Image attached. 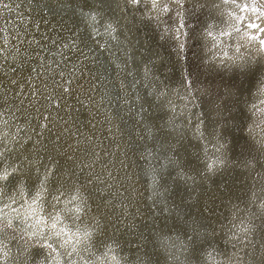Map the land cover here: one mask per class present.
<instances>
[{"label": "rangeland", "instance_id": "374dc122", "mask_svg": "<svg viewBox=\"0 0 264 264\" xmlns=\"http://www.w3.org/2000/svg\"><path fill=\"white\" fill-rule=\"evenodd\" d=\"M13 1L16 3V4L12 3L15 6L12 8L13 13L18 14V15L16 14V16H18L20 22H24V21H22L23 18L19 16L20 15L19 11L21 13L22 12L25 13L27 10H33L45 16L46 18H50V19H51L50 15H52L50 14V12H55V15L62 14V16L56 18L55 19L56 21H47L48 24L47 23L42 24V25L47 24L48 29L52 30V32H50L48 36L45 35L46 37L43 36L44 34L43 33L41 37L42 39L39 38V40L38 39L36 40V42L38 43H34L35 45L32 44L33 50L29 45L30 43L29 41L26 42L25 40L22 39L21 40L15 39V43H14V38H15L14 33L12 34V32L10 31H8L6 35L0 33L1 35L0 40H3V43L6 46V51L7 53H9V55L7 54V58L4 57L0 58V66L6 65L3 74L9 77H18L19 75L25 72L27 73V75L29 74L30 76H35L33 78L27 75H23L17 79L16 78L10 79L9 80L10 82L3 80L5 78H1L0 114H3L4 118H8L11 117L9 116V114L11 115L14 112L16 113V117H19V119L21 118L20 121L28 120L25 122L32 123V126H30L29 130H32L33 132L35 131L34 134L40 132L39 130H41L40 132L41 134L45 133L46 135L48 134V136L50 135L49 137L52 138L51 141L49 137L48 138L44 137V139H46L47 142V144H45L47 147V150H45V152L48 150L51 152V155L50 156L48 155L47 158L49 159L53 155L52 151L54 149L52 150L48 149L50 148L48 147L49 146L48 144L51 143L52 145L53 142V144L54 143L56 144L53 145L56 146L55 152L59 151L58 154L57 152L56 153L54 152L55 156L56 154L58 155V159L56 158L57 161L63 164L64 169L67 166L66 168H68V171L69 168L70 171L74 170V168L76 169L73 172L75 174V177L71 172L72 176L75 178V179L73 178L75 184L78 183L76 186L79 187V184H82L83 187H81L80 189L83 190V188H86L87 191H89L88 189H90L88 193L94 203H95L94 200H96L95 198L97 199L102 198L103 201L108 202L111 208V216H112V218H110L109 224H107L104 219L101 220L98 219L99 220L98 229L102 228L101 235L102 236L104 235L105 237L107 236V239H105V241L103 242L98 243L97 238H95L96 235L94 236L92 240V247H93V251L95 252V255L102 254L104 250L105 252H108V250H106L105 248V244L107 245L108 243H111V245L113 244L115 249H117L118 251H121V249L119 250L118 247L119 245L121 247L123 245L126 246L125 247L126 257L131 256L130 254H134L135 250L140 253L145 252L147 243L149 241V237L146 236L147 234L145 233L146 232L145 227L147 223H151L153 225H158L160 229L149 230L150 236H154V240H153L154 244L153 242H151V244L148 247L149 248L153 247V255L155 260H152L153 258L150 259L148 261L149 262L148 264L151 263L157 264V262L158 264L173 263L172 262L173 260L167 261V256L170 252L166 254L165 253L166 251H164L162 248L163 246L162 243L160 242V236L165 235L163 233H167L170 235L175 234L177 238L182 239V241L186 245H190L188 258L191 261H193V264H199V262L202 260V253L207 248H211V246L215 243L214 242L215 237H217V239L218 238L223 239L222 234L220 236L209 235V233L212 232L215 233L217 231V226L227 219V214L224 215L223 213L225 203H223L221 200L223 198L225 199L226 197H228L229 196L228 193L230 194L232 191L237 195L236 190L229 188V190H226L225 192L220 191L221 193H219L217 198L210 200L209 195L211 189L214 187V185H212L213 180H215L214 178L215 177L220 178L223 176H225V178H228L229 176L226 177V175L228 173L229 167L226 170H217L214 173H210L208 168V173H205L203 170L204 159L198 156L199 155L198 153H202V151L204 152L203 145L205 144L200 142V135L198 134L197 130L188 131L185 128H182L183 127L182 124L181 126L176 124V122L182 117L181 114L174 113L172 114V116H166L170 112V109L165 110L164 107H160L159 113L161 114V116H163V121L161 126L163 131L165 132L164 134L168 136L170 139L176 140V143L179 144L180 146L182 144L181 141H184L187 145L194 144L193 146H189V148L193 149L194 161L193 163H191L192 160L188 159L185 156L186 153L183 152V150H180L181 148L180 149L178 148L179 149L178 152L180 153L176 157L177 162L180 164L188 163L189 170L186 171L185 173H181V171L180 172L178 171V167H175L174 169H171L170 171H166L165 173H163L164 176H162V182L164 184V187H166L167 192L171 194L167 202L164 204V207L167 206L168 208H170V210H172L175 215L171 213L172 211L170 212L171 214L170 213L167 214L165 213V211H162L164 217L162 220L158 219L157 217L159 215L160 210H157V208H159V204L154 200L155 198L154 196L153 198L147 196V200H146L145 184H143L141 182L142 180L140 179L143 168H145L146 165L150 164L151 162V160H149L150 152L154 151V149L159 148V146L154 141L152 134H150L149 132L151 128L147 124V115H148L149 107L150 106L157 107L156 103L160 105L162 102L161 99L159 98L154 99L153 97H150V95L147 94L141 95L142 85L141 86L138 85V83H140L138 82L139 81L138 78L141 76L136 73L138 69L137 67H134V64L132 63L131 59L128 56H126V54H122L123 52L120 46L115 44L113 41L109 40L110 39L109 37H105L101 33L98 34L92 29L90 30L86 25H84L82 21H80L81 19H79V14L75 12L76 13L75 15L73 9L70 6L68 5L63 6L66 9L51 7L52 5L50 4H56L62 0L59 1L52 0L51 3L44 2L42 0H13ZM143 1H147V0H143ZM71 3H76V2L73 0ZM86 4L87 3H83V5L85 6ZM172 4L173 2L172 3L170 2L167 5L169 11H171L170 15L169 14L165 15V17L162 19L159 25H156L154 22H152L150 18L147 19L144 18L141 14H138L136 10L134 14V12L130 10V6H127V5H131L130 0H124L123 2L124 6L122 9L124 11V14H130V15L132 14L134 16L137 15L139 16L141 23L144 25V27H142L143 31L144 32L146 30L148 31L145 32L146 35L144 37V40L146 42H149L150 45L152 46L154 45L157 48H159L160 50L158 51L160 56L162 51L163 59L167 65L166 69L169 74L167 76L169 79L165 81V83L169 86L168 88L170 89L172 88V91L177 92L176 89H180V88L182 89L183 84H187V86H189V89L193 90L194 101L203 102L204 103L203 105L205 106L212 104L220 106L221 118L223 119L224 116H226L228 120H230L231 122L230 119L231 115H233L237 110L236 107L238 106L239 91L244 93L251 91L250 87L243 88V84L246 83V79L249 76H253V78L256 77V80L259 79L257 77H261L260 76V71L262 70L261 64L258 61L255 66L250 67L243 72L239 70H233V72L227 73L215 69L214 65H212L213 64L212 58L208 53V46H205V44L203 46L202 41H200L199 44L196 40L199 24L197 23V17L195 15L198 13V11L209 14V12L207 11V6L205 5L202 7L200 0L199 5H197L195 9H192L191 11L192 17H190L186 21L187 25L184 26L185 30L188 32V35L185 38H183L180 42H178L180 40L179 37L180 34H182L183 29L180 27L178 28V26H181L179 23V16L177 14V11L179 12L178 6L176 4L175 6L174 5L172 6ZM190 9L191 7L189 8L187 7L186 9L183 10V12L186 14L188 11H190ZM2 20H1L2 22L5 21L4 19ZM2 24L5 26V22ZM166 32H171V39L173 42L165 36ZM200 36L199 38H201ZM45 38L48 39L46 40ZM66 55L70 57H68L67 59ZM170 55H172L173 57ZM139 56L140 58L145 60L144 56L141 55ZM71 58L77 59V62L72 61ZM175 62L178 64V66ZM52 72L54 74V77ZM80 73H84L88 77L89 79L88 82L89 81L91 82V86L87 85V79L81 78ZM262 74H264V70H262ZM41 77H43V79H41ZM61 78L65 80H62ZM179 79L182 80V83L180 82ZM41 80H43V82H41ZM48 80L49 82L51 81V84H49ZM54 80L56 82H54ZM69 80H71L73 83ZM11 81L13 82V84H11ZM38 81L40 82L38 83ZM65 81L66 82L69 81V82L65 83ZM255 83L258 84L259 80L258 82L255 81ZM62 84H64L65 88L63 87ZM16 85L19 86L20 89ZM39 85H40V89L38 87ZM53 86H55V88L57 86L58 89L56 88L55 90ZM68 86L69 88H67ZM9 88L13 89L11 90L10 95H12V99H15L14 102L10 101V99H6V100L1 99L2 97L1 95L4 94V92L7 89H8L7 91H9L10 90ZM66 88L68 89L67 91H65ZM79 88L80 90L82 89L81 90L82 92L79 90ZM22 89L25 90L23 91ZM31 89L33 90L35 89L34 92H37L36 93L37 97L33 94ZM51 89L53 90L50 91ZM84 89L87 90V92ZM19 90L22 91L20 92ZM60 91H62V93L66 92V94L64 95L63 93L62 96V93ZM77 92H79V94ZM89 92L90 94H88ZM45 93L47 97L45 96ZM80 93H82V95ZM91 93L93 94L92 96L96 101V115L95 113L93 114V109L91 108H89L88 110L89 112L88 115L91 113L93 114L94 116L93 121H89L88 119L89 116L87 115V111L85 109L86 103L84 102V101L89 102L88 100L89 98H91ZM166 93H168V91H166ZM28 95H31L33 97L30 98L29 100ZM53 95H54V99H53ZM71 95H74L75 97L74 96L72 97ZM63 97L64 98L66 97V99H64ZM18 98H20V100H17ZM37 98L39 99V101H37L38 100ZM16 100H17V104H16ZM57 100L59 102L61 101L63 105L61 103L59 104L58 102L56 103L57 104L56 107L55 102H57ZM62 100L63 101L66 100V101L63 103ZM71 100L73 101L71 102ZM224 100L226 101L225 102L226 104L223 105L222 102ZM1 101L5 102V104L1 103ZM41 101L43 103L42 107H41L42 104ZM18 102L22 104L20 105ZM75 102L76 103L78 102L77 104H74L76 110L75 107L72 105ZM37 103H38L37 105L38 108L36 107ZM67 103H69V105ZM46 106L48 108H46ZM67 106L69 107L71 106L70 107L71 110ZM243 106L244 105H242L241 112L239 113V120H240L239 122L243 124L242 126L246 127L250 123L249 117L251 118V116L246 114V111L243 109ZM43 108L44 110L46 109L45 117H48L46 120L43 115L44 114ZM33 109L35 112H33ZM39 109H41V111ZM28 110L29 112L30 111L32 112L29 113ZM55 110L56 112L58 110L59 113L57 114ZM72 110L75 112H73ZM37 111L39 113H37ZM42 111L43 114H41ZM60 111L62 112L63 115L60 114L61 113ZM66 112H68V114H66ZM83 112H86V114ZM55 113L57 114V116ZM58 115L59 116L61 115V117H59ZM31 116H33L32 119ZM3 117L1 115V118ZM55 117L58 119H56ZM54 118L58 120L60 123L56 121ZM38 119L40 120L39 122ZM86 119H88L89 124L86 123V121H84ZM64 120H65V124L63 122ZM13 121L18 122L16 120ZM261 121L262 120H260V123L255 125L254 128H259L261 124H263L261 123ZM95 122L96 124L93 125V123ZM47 124L51 126L50 130L48 127L49 125ZM56 124L60 125L61 127ZM19 125L20 122L19 124L16 123V125L13 126V128H15L14 130H16L17 129L16 126ZM42 125H43V129H42ZM70 125H72L71 130H70L71 128ZM55 126L57 128L59 127L58 128L59 131ZM88 127L91 131L88 129ZM73 128L75 130H73ZM102 129L109 136L105 134ZM106 129L108 131H106ZM44 130L47 131L45 132ZM61 130L63 131L62 133ZM79 130L80 132H78ZM54 131L56 132L57 135L54 134ZM246 131L247 130L242 132V139L238 144L237 151L239 154H242L243 157L244 154H247V156L254 157V159L252 160H244V164L252 165L251 169L249 170V173L250 172L251 174L260 173V171L256 172V166L258 164L260 165L262 162L264 163V149L258 148L255 142L250 137L254 136L255 139L264 142V127L260 130V133H256L255 135L253 133H250L251 131L249 130L247 135ZM66 132L67 134L63 135ZM224 132H225L223 134L224 136L229 134L228 126L225 128ZM68 133L69 134L71 133V135L69 136ZM76 133L78 134L75 135ZM158 133L160 132L158 131ZM75 136H77V138H75ZM78 137L79 138L81 137L80 138L81 140ZM71 139L73 142L76 140L77 143L74 144L75 142L73 143ZM98 140L99 141L102 140L104 143L102 141L99 142ZM60 142H62L64 145L62 143H61L62 145L59 144ZM98 142L101 144H99ZM98 144L102 147H100ZM80 146L81 148H79ZM105 146L106 148H104ZM57 147H59L62 150V152H64L63 150H65L64 154H60L61 150L59 148L57 150ZM100 148L101 150L105 149V151L104 150L100 151ZM70 149H72L71 151L73 152H71ZM84 151L86 152L85 154H88L90 152L89 154L91 156L93 155L94 156L91 157L89 154L85 155ZM50 152H46V155L50 154ZM72 153L73 155L75 154V158L76 157L79 158V160L77 158H76L77 160L73 158L74 159L73 162L75 161V163L73 164L74 166L71 165L72 163L64 161L66 156L70 157ZM64 155L65 157H62ZM243 157L241 158L239 157V158L243 159ZM87 158H88V162L86 161ZM83 160L85 162H82ZM60 163H58V166ZM79 163H81L82 165ZM83 163H85L86 166H84L85 164ZM62 164H60L59 167L60 168L62 167L63 169V166H61ZM65 164L67 165L65 166ZM71 166L73 167L71 168ZM253 166H255V168H253ZM164 168L165 166L163 165L161 171L164 170ZM257 178L260 182L261 178L260 177ZM142 179L147 180L146 172L142 176ZM223 180L225 179L223 178L221 181ZM83 183H86L84 185L87 186L85 187ZM261 183L262 182H260V184ZM146 186L148 193L152 195V190L150 189L149 185L147 184ZM90 187H92L93 190ZM74 189L75 187L72 190H66V191H62L60 189L59 190L63 192V196L69 194H79L76 191H74ZM138 190L140 191V193H138ZM202 191L206 193V196H204L203 198L204 199L203 202L200 199ZM97 194L99 195L97 196ZM204 202L206 207L202 208L201 205ZM218 203L220 204L223 203V204L219 206ZM197 214L200 215L203 214L202 216L205 217V219L207 220L206 222L207 224L210 225L209 226L210 229H213L215 227L214 230H211L212 232L209 229L206 230L197 229L196 226L199 225L198 222L199 220L196 219ZM210 218L212 219L210 220ZM183 221L185 224H190L191 226L186 227L183 225L185 229H179V228L175 229L176 226ZM193 225L194 227L193 229H191ZM135 227L137 229H135ZM7 230L10 231L9 232L10 234L13 231L12 232L13 234H16L17 236L28 240L26 236L23 237L24 235L22 232L16 231L15 229H14L15 231L13 229H7ZM138 230L140 232H138ZM135 231H137V234ZM144 235L146 238H144ZM138 236L140 238L142 237L141 240ZM27 242L31 244L30 242L32 241H27ZM137 242H141L143 244ZM261 243L264 244V237H262ZM133 245L136 246L133 247ZM103 258L104 259L102 261H104V264H107V260L105 256ZM181 258L184 259V256L182 255ZM253 258L255 259V257ZM173 264H177V263L174 262Z\"/></svg>", "mask_w": 264, "mask_h": 264}, {"label": "bare ground", "instance_id": "6f19581e", "mask_svg": "<svg viewBox=\"0 0 264 264\" xmlns=\"http://www.w3.org/2000/svg\"><path fill=\"white\" fill-rule=\"evenodd\" d=\"M42 1L48 2V3L52 2V0H42ZM72 1L73 0H62L56 4H50V5H52L51 7H53V8L57 7V8H63V9L65 8L63 6H66V5L70 6L73 9L74 13L76 12L79 14V19H81L80 21H82L84 23V25H86L90 30L92 29L93 31H95L98 34L101 33L105 37H109L110 38L109 40L113 41L115 44L120 46V48L123 52L122 54H126V56H128L131 59L132 63L134 64V67H137V69H138V71H136V73L141 76L138 78L139 79L138 82H140V83H138V85H140V86L142 85L141 95L147 94V95H150V97H153L154 99L159 98L162 101L160 105H158V103H156L157 107L150 106L149 110H148V115H147V124L151 128V130H149V132H150V134H152L153 139L156 142V144L159 146V148L154 149V151L150 152L149 160H151V162H150V164L146 165L145 168H143V171L141 172V179L138 178V179L142 180L141 182L143 184H145L146 200H147V196H149L151 198H153V196H154L155 197L154 200L159 204V208H157V210H160V212H159V215L157 218L161 219V220L163 219L164 214L162 213V211H165V213H167V214H169L172 211L167 206L164 207V204L167 202V200L171 196V194H169L167 192L166 187H164V184L162 182V176H164L163 173H165L166 171H170L171 169H174L175 167H178V171L179 172L181 171V173H185L186 171L189 170V168H188L189 164L188 163L180 164L177 162L176 157L180 153V152H178L180 148H181L180 150H183V152L186 153L185 156L188 159L192 160L191 163H193V161H194L193 160V156H194L193 149L189 148V146H193L194 144L187 145L184 141H181L182 144L180 146L179 144L176 143V140L170 139L168 136H166L164 134L165 132L163 131L162 126H161L162 121H163V116H161V114L159 113L160 107H164L165 110L170 109V112L166 116H172V114H174V113L181 114L182 119L180 118L176 122V124H178L180 126L182 124V126H183L182 128H185L188 131L197 130L198 134L200 135V142L205 144V145H203L204 152L202 151V153H198L199 154L198 156L204 159L203 170L205 173H208V165H212L211 170H209L210 173H214L217 170H226L229 167L230 170L228 169V173L226 175V177L229 176L228 178H225V176L220 177V178H216V177L214 178L215 180H213V183H212V185H214V187L211 189V192L209 195L210 200L217 198L219 193L225 192L226 190H229V188L234 189V190H236L237 195L232 191L230 194L228 193V195H229V196L227 195L228 197L225 196L226 197L225 199L224 198L222 200L220 199L223 203H225L224 212L223 211L222 212L224 213V215L227 214V216H228L229 215V209H231L232 211L239 210V215L241 217L244 216L245 212H247L248 215L251 217V213L255 212V208L249 207V205H250V201H249L250 194L254 190V185L256 188H264V185L260 184V182H259L258 178L255 176V174H251V172L249 173V170L251 169L252 165L244 164V160H252V159H254V157L247 156V154H244V157H243L242 154L238 153L237 147H238V144L240 143V141L242 139V132L243 131L248 129L249 131H251L250 133H253L254 135L256 133H260V130L264 127V123L261 124V126L259 128H254V126L257 125L258 123H260V120H264V113H260L259 115H253L252 116V122H251V118L249 117V121L251 123H249V125H247L246 127L242 126L243 124H241V122H239L240 121L239 120V113L241 112L242 105H244L243 109L246 111V114H248L249 116H250L249 113H253V114L257 113V108H264V104H260V102H259L260 99H264V92H262L258 88L257 92L254 93V91L256 90V86H257L255 81L258 82V80L260 81L261 77H264V74H262V70H264V63L263 64L260 63L262 70L260 71L261 77H257L259 79L256 80V77L253 78V76L247 77L246 83L243 84V88L250 87L251 91L245 92V93L239 91L238 106L236 107L237 110L233 115H231V118H230L231 122H230V120H228V118L226 116H224L223 119L221 118V107L220 106L214 105V104L205 106V105H203L204 104L203 102L194 101L193 100V90L189 89V86H187V84H183L182 89L181 88L176 89L177 92L172 91V88L171 89L168 88L169 86L165 83V81L169 79L167 77L169 74H168V71L166 69L167 65L163 59V53L161 51V56H160L159 51H158L160 49L154 45L153 46L150 45L149 42H146L144 40V37L146 35L145 32L147 30L145 32L143 31L142 27H144V25L141 23L139 16L138 15L134 16L132 14L131 15L130 14H124V11L122 9L124 6L123 5L124 0H74L76 3H71ZM130 1H131V5H127V6H130V10L133 11L134 14H135V10H136L138 12V14H141L144 18H146V19L150 18V20L152 22H154L156 25L160 24V22L165 17V15H167V14L170 15L171 11H169V8L167 6L168 3L173 2L172 6L173 5L175 6V4H176L178 6V10H179V12L177 11V14L179 16V23L181 25V26H178V28L180 27L183 29L182 34L179 33L180 34V37H179L180 40L178 39L179 40L178 42H180L183 38H185L188 35V32L185 30L184 26L187 25L186 21L190 17H192L191 11H192V9H195L197 7V5H199L200 0H179V2H177V0H170V1L169 0H159V4L155 7L152 6L151 0H147V1L138 0L137 3H133V0H130ZM4 3L9 4L10 7L9 8L0 7V33L3 35H6V33L8 31L12 32V34L14 33L15 34L14 43H15V39H20V40L22 39V40H25L26 42L29 41L30 42L29 45H30L32 50H33L32 44L35 45L34 43H38V42H36V40L37 39L39 40V38L42 37L43 33H44L43 36H45V35L48 36L49 33L52 32V30L48 29V27H47L48 26L47 21H56L55 20L56 18L62 16V14H56L55 15V12H50V14H52V15H50L51 16V19H50V18H46L45 16H43V15H41V14H39L33 10H27L25 13H23V12L21 13L19 11V14H20L19 16H21L23 18V19L21 18L22 21H24V22H20L18 19V16H16L17 13H13V10H12V8L15 7L12 3H14V4H16V3L13 0H4ZM83 3H87L86 6L83 5ZM212 3H214V0H201V6L203 7L206 5L207 11L209 12V14H206L205 12H199L198 11V13L195 15L197 17V23L199 24V27L197 30V37H196V40L199 44H200V41H202V38H199L202 31L207 27V25L210 22H213L215 20V17L211 14V11H210V5ZM81 4H82V6H81ZM165 6L168 8L167 12L164 11ZM187 7L188 8L191 7V9H190V11H188L185 14L183 12V10L186 9ZM76 13H75V15H76ZM2 19L5 20L4 21L5 26L2 24V23H4V22H2L3 21ZM43 23H47V24L42 25ZM262 26H264V25H262ZM179 34H178V36H179ZM165 36L172 41L171 32H166ZM48 38H45V39L47 40ZM225 38L226 37H221L222 40ZM51 43H53V42H51ZM204 44H205V46H208L207 40H205ZM32 53H34V52H32ZM7 54L9 55V53H7V51H6V46L3 43V40H0V58H3V57L7 58ZM139 55L144 56L145 60L140 58ZM170 56H172V55H170ZM68 57H70V56L66 55L67 59H68ZM71 60L77 62V59H75V58H71ZM5 66L6 65L0 66V81H1V78H5L3 80L9 81L12 78L17 79L23 75H27V73H25V72L22 73L21 75H19L18 77H9L7 75H4L3 71H4ZM177 66H178V64H177ZM71 70H72V68H71ZM176 70H177V68H176ZM52 74H53V72H52ZM73 74H75V73H73ZM59 75H61V74H59ZM65 75H64V77H65ZM27 76H30V75L28 74ZM73 76H71V77H73ZM80 76H81V78L87 79V85L91 86V82L90 81L88 82L89 79L84 73H80ZM30 77L34 78L35 76H30ZM53 77H54V74H53ZM41 79H43V77H41ZM50 79H51V77H50ZM84 79H83V81H84ZM62 80H65V79H62ZM77 80H78V78H77ZM182 80H183V78H182ZM182 80H180L181 83H182ZM14 81H16V80H14ZM27 81H28V79H27ZM57 81H58V79H57ZM69 81H71V80H69ZM39 82L40 81H38V83ZM41 82H43V80H41ZM48 82H49V80H48ZM54 82H56V81L54 80ZM59 82H60V80H59ZM68 82L65 81V83H68ZM11 84H13L12 81H11ZM49 84H51V81L49 82ZM60 85H61V83H60ZM62 85L64 87V84H62ZM79 85H81V84H79ZM83 85H84V82H83ZM66 86H67V84H66ZM17 87H19V86H17ZM38 87L40 89V85ZM42 87H43V85H42ZM53 87L56 90L57 86H56V88H55V86H53ZM64 88H62V89H64ZM67 88H69V86ZM70 88H72V87H70ZM19 89H20V87H19ZM7 90L4 92V94L1 95L2 96L1 99L2 100L10 99V101L14 102L15 99H12V95H10L11 94L10 92L13 89H10L9 91H7ZM31 90H32L33 94L36 96L37 92H34L35 89L34 90L31 89ZM52 90L53 89H51L50 91H52ZM79 90H80V88H79ZM91 90H92V87H91ZM72 91H73V89H72ZM85 91L87 92V90H85ZM166 91H168V93H166ZM60 92L62 93V91H60ZM55 93H56V91H55ZM63 93H64V95L66 94V92H63ZM63 93H62V96H63ZM77 93L79 94V92H77ZM92 93H91V98H89V96H88L89 102L84 101L86 103L85 109L87 111V115L89 113L88 112L89 108L93 109V114L95 113V115H96V101H95L94 97L92 96L93 95ZM71 94H73V93H71ZM80 94L82 95V93H80ZM88 94H90V92ZM74 95H75V93H74ZM74 95H71V96L73 97ZM22 96H24V95H22ZM45 96H46V93H45ZM18 97H20V96H18ZM32 97L33 96L28 95L29 100ZM53 99H54V95H53ZM57 99H59V98H57ZM64 99H66V97ZM80 99H79V102H80ZM17 100H20V98H18ZM17 100H16V104H17ZM34 100H36V99H34ZM37 101H39V99ZM42 101H41V103H42ZM65 101L66 100H64L63 103ZM72 101L73 100H71V102ZM58 102H59L58 100H57V102H55V106L57 105L56 103H58ZM67 102H68V100H67ZM225 102L226 101L224 100L222 102V104L223 105L226 104ZM1 103L5 104V102H2V101H1ZM18 103L20 104V102H18ZM60 103H61V101L59 102V104ZM77 103L75 102L73 104L72 103H70V104H72L74 106V104H77ZM28 104H29V101H28ZM45 104H46V102H45ZM67 104L69 105V103H67ZM37 105H38V103L36 104V107H37ZM52 105H54V104H52ZM253 105H256V107H253ZM22 106H24V105H22ZM25 106H26V104H25ZM33 106H34V104H33ZM42 106H43V103L41 104V107ZM78 106H79V104H78ZM67 107H69V106H67ZM70 107H69V109H70ZM10 108H11V106H10ZM44 108H43V110H44ZM46 108H48V107L46 106ZM39 110L41 111V109H39ZM45 110H44V114H43V111L41 113L44 115V117L46 116ZM75 110H76V107H75ZM18 111H20V110H18ZM38 111H37V113L40 112V111L39 112ZM28 112H29V110H28ZM30 112H32V111H30ZM33 112H35L34 109H33ZM55 112H56V110H55ZM73 112H75V111H73ZM56 113L57 114L59 113L58 110ZM76 113H77V111H76ZM83 113L86 114V112H83ZM57 114H56V116H57ZM60 114H62V112ZM66 114H68V112H66ZM93 114L91 113L88 115L89 121L94 120ZM1 115H2V117L4 116L3 114H0V149L5 148V140L8 141L9 148L3 156H0V172H2L3 169H5V168L11 169V167H13V166L19 167L18 172L10 175L9 178L7 179V181L0 184V188L3 189L5 196L10 197L15 192L16 197H19V199L17 200V203L13 204L12 207L13 208H20V206L23 205V208H20V210L25 215H28L32 212V209L28 207V204H30L32 202L33 198L36 195V192L39 190V185L43 179V171L45 169H47L49 166H51L52 168L55 169V174H54V176H52L50 178L49 182L46 185V187L48 188L49 195H48V193H43L42 200L36 205V208L38 210L40 207V203H43L45 209L47 210L42 214L43 218L44 219L48 218V212H53V214H54L55 211H61L62 210L61 211V218H62L63 223L61 225H58V227H64L65 232H67L69 234V236L73 232H76L77 228L80 229V235L82 236L84 229L90 228L92 226V222L97 218L99 220L104 219L106 221V223L109 224L110 218H112V216H111V208H110L108 202L103 201L102 198H99V199L95 198L96 200H94L95 201V203H94L92 201V199L90 198L89 193H88L90 191V189H88L89 191H87L86 188H83V190L82 189L79 190V194L64 195L59 203H57L55 200L50 198L52 195H55L57 193V191L59 192L60 190H62V191L72 190L74 187H76V185L78 183L75 184V181H74L75 174L73 173L74 170H76V169L74 168V170L70 171V168H69V171H70L69 172L68 168H66L67 164H65V166H66L65 167L66 170H65L63 164L57 161V159H58L57 154L59 153V151H56L57 154L55 156V153H56L55 147L56 146H53L55 144V143L53 144V142H52V145H51V143L48 144L49 146L47 145L48 147H50L48 149H50V150L54 149L52 151L53 155L51 156V158H49V159L47 158L48 155L49 156L51 155V152L49 150L46 151V152H50V154L46 155L45 150H47V147L45 144H47V142H46V139H44V137L48 138L50 135L48 136V134L46 135L45 133H42V134H44V135H42L40 133L41 130H39L40 132H37L36 134H34L35 131L33 132L32 130H29L30 126H32V123L25 122L28 120H24V118H23L24 121H20L21 118L19 119V117H16V113H14V112L11 115L9 114V116H11V117H8V118H4V117L1 118ZM32 117L33 116H31V119H32ZM53 117H52V119H53ZM59 117H61V115ZM64 117H65V115H64ZM67 117H68V115H67ZM225 117H226V119H225ZM10 118L13 120H16L18 122H14ZM47 118L48 117H45V120ZM33 119H35V118H33ZM56 119H58V118H56ZM88 119H86L84 121H86V123L89 124ZM232 119H234V120H232ZM5 121H6V124H5ZM39 121L40 120L38 119V122ZM56 121H58V120H56ZM19 122H20V125L16 126L17 129L14 130L15 128H13V126H15L16 123L19 124ZM21 122H22V124H21ZM34 122H36V121H34ZM63 122L65 124V120ZM54 123H56V122H54ZM58 124H56V125H58ZM79 124H80V122H79ZM94 124H96V122L93 123V125ZM97 124H98V122H97ZM43 125H44V122H43ZM43 125H42V129H43ZM47 125H49V124H47ZM58 126H60V125H58ZM70 126H71L70 130H71L72 125H70ZM227 126L229 127V134L224 136L223 134L225 133L224 131H225V128ZM5 127H7V132H8L7 137H5L3 135V131H4ZM48 127L50 130L51 126L49 125ZM48 127H46V128H48ZM35 128H36V125H35ZM66 129H67V127H66ZM88 129H89V127H88ZM73 130H75V129L73 128ZM55 131H57V130H55ZM55 131H54V134H56ZM58 131H59V129H58ZM106 131H108V130L106 129ZM158 131L160 133H158ZM62 132L63 131L61 130V133ZM78 132H80V130ZM84 132H82V133H84ZM103 132H104V130H103ZM65 134H67V132L64 133L63 135H65ZM77 134L78 133H76L75 135H77ZM105 134H107V133H105ZM70 135H71V133L69 134V136ZM85 135H87V134H85ZM75 138H77V136H75ZM51 139L52 138H50V141H51ZM99 139H101V138H99ZM54 140H56V139H54ZM71 141H72V139H71ZM89 141H90V139H89ZM101 141H99V142H101ZM57 142H59V141H57ZM66 142H67V140H66ZM74 142H73L74 144L77 143L76 140ZM61 143L62 142H60L59 144H61ZM90 143H92V142H90ZM93 143H95V142H93ZM99 144H101V143H99ZM89 145H91V144H89ZM71 146H73V145H71ZM59 147H57V150ZM100 147H102V146H100ZM79 148H81V146ZM104 148H106V146ZM71 150L72 149H70V151ZM102 150L105 151V149H102ZM102 150L100 148V151H102ZM63 151L65 152V150H63ZM64 152H62V150H61L60 154H64ZM71 152H73V151H71ZM85 153L86 152L84 151V154ZM88 154H85V155H88ZM65 155H67V154H65ZM65 155L62 157H65ZM93 156H91V157H93ZM239 157L240 158L243 157V159H240ZM73 158H75V154L73 155V153H72V155H70V157L66 156L64 161L70 162V163H72L71 165H73L75 163V161L73 162V160H74ZM80 158H82V157H80ZM88 158L86 159L87 162H88ZM77 159L79 160V158H77ZM32 161H39L38 164L33 163L35 165V168L30 166V163ZM82 162H85V161L83 160ZM58 163L62 164L61 166H63V169H62V167L61 168L59 167L60 164L58 166ZM77 163H78V161H77ZM79 164H81V163H79ZM83 164H85V163H83ZM163 165L165 166V168H164V170L161 171V168L163 167ZM73 166H71V168ZM84 166H86V164ZM253 168H255V166ZM37 170H39V174H38ZM258 171L264 172V163L263 162L260 165L258 164L256 166V172H258ZM71 172L73 173L74 177L72 176ZM145 172H146L147 180L142 179V176L144 175ZM64 173H66V174H64ZM59 175H61V176H59ZM223 178L225 180L221 181ZM89 182H90V180H89ZM222 182H224V183H222ZM79 183H80V181H79ZM21 184H22V186L19 188V186ZM84 184H86V183H83V185ZM87 184H88V182H87ZM147 184L149 185L150 189L152 190V195H150V193H148V191H147V186H146ZM84 186L86 187L87 185H84ZM79 187L80 188L83 187L82 184H79ZM90 188L93 190L92 187H90ZM202 188H204V187H202ZM91 193H92V191H91ZM138 193H140L139 190H138ZM45 195L47 196V200L43 199V196H45ZM98 195L99 194H97V196ZM73 196H76L77 199L73 200L72 199ZM94 196H96V195H94ZM204 196H206V193L204 191H202L201 192V198H200L202 202L204 201V199H203ZM236 196H237V199H236ZM218 200H219V198H218ZM26 201H27V203H26ZM49 201H51V203H49ZM82 201H85L86 205L82 211L77 212L76 211L77 205L80 204ZM3 202H8V201L5 199ZM53 204L55 205V210L52 207ZM218 204H219V206L222 205L220 203H218ZM201 206H202V208L206 207L205 202L202 203ZM225 209H226V211H225ZM171 213L173 215H175L173 211ZM202 215L203 214H201V215L197 214L196 219L199 220L198 221L199 225L196 226L197 229H205V230L209 229L210 231L214 230L215 227L213 229H210V227H209L210 225L207 224V222H206L207 220ZM209 216H211V215H209ZM211 219L212 218H210V220ZM220 221H222V220H220ZM252 224H253L254 229H255V232L253 235V240L259 241V243L256 244V248H257V250H259L260 246L262 245V243H261L262 237H264V215H257L256 217L254 216V218L252 220ZM183 225L186 227L191 226L190 224H185L183 221V222H180L179 225H177L175 229H178V228L179 229H185ZM193 227H194V225L192 226L191 229H193ZM145 228H146L145 233L147 234L146 236L149 237V241L147 243V247H146L145 252L140 253V252H137L135 250L134 254L129 253L131 256L126 257L125 256V254H126V251H125L126 248L125 247L126 246L123 245L121 247L119 245L118 247H119V250L121 249V251H118L117 249H115L116 253H110L109 251L105 252V250H104L102 252V254L95 255L93 257V259H95L96 257H99L100 261H102L104 259L103 257L107 253L108 256H110L112 254H117L118 259H122V264H148L149 263L148 261L150 259L153 258L152 260H155L154 255H153V247L152 248L148 247L151 244V242H153V244H154V241H153L154 236H150L149 230L160 229V227L158 225H153L151 223H147ZM14 229H15V222H14L13 230ZM101 229L102 228L98 229V233L95 236V238H97V240H98V243L103 242V241H105V239H107V236L105 237L104 235L103 236L101 235ZM106 229H109V228H106ZM130 229H131V227H130ZM135 229H137V228L135 227ZM45 231L48 232L49 229L46 227ZM9 232L10 231H8L7 228H5L3 230V232H0V264H40L41 260H43V264H49V260H51L52 257H54L56 255V252H53L51 249L41 247L40 245H36L35 244V238H33L32 242H30L31 244H29L27 242L28 241L27 239L19 237L16 234H13L12 233L13 231L11 232V234ZM135 232L137 234V231H135ZM138 232H140V231L138 230ZM143 232H144V230H143ZM163 234H165V235L160 236V242L162 243L163 250L166 251L165 252L166 254H168L170 252V253H173L172 254L173 256H175L177 254V248H180L182 246L181 245V242H183L182 239H180V238L178 239L175 234H171V235L167 234V233H163ZM23 237H25V236H23ZM141 238H140V240H141ZM144 238H146L145 235H144ZM111 239H113V238H111ZM214 242L215 243L211 247H217V249L220 252H227L228 251L227 246L223 244L222 239H220V238L217 239V237H215ZM137 243L143 244L141 242H137ZM260 243H261V245H260ZM134 244H136V243H134ZM140 244H138V245H140ZM183 244H185V243L183 242ZM109 245H111V243H108L107 245L105 244L106 250H108ZM25 246H27L30 249V251H28V253L25 256L21 257L20 254L22 252H24ZM112 246H113V244H112ZM134 246H136V245H133V247ZM53 247H56V245L54 244ZM141 248H142V245H141ZM50 253H51V255H50ZM213 255L215 256V253H213ZM172 262L173 263L176 262L177 264H180V262L176 261V260H173ZM97 264H100V262L98 261ZM157 264H158V262H157Z\"/></svg>", "mask_w": 264, "mask_h": 264}, {"label": "clouds", "instance_id": "9594fccd", "mask_svg": "<svg viewBox=\"0 0 264 264\" xmlns=\"http://www.w3.org/2000/svg\"><path fill=\"white\" fill-rule=\"evenodd\" d=\"M210 11L215 20L210 22L202 31L201 38L203 46L207 40L208 53L215 69L227 73H231L233 70L243 72L255 66L258 61L264 63V26H262L264 25V0H214V3L210 5ZM221 37L227 39L222 40ZM258 88L264 92V77H261L254 93L257 92ZM259 102L264 104V99H260ZM260 113H264V108H257L255 114L249 113L251 122L252 116ZM261 123H264V120ZM246 134L248 135V129ZM3 135L7 137V127L4 128ZM250 138L258 148L264 149V142L255 139L254 136ZM8 148V141H5V148L0 149V153L5 154ZM31 163L38 164L39 161H32ZM255 176L260 177L261 185H264V172L256 173ZM5 181L7 180L0 181V184ZM21 186L22 184L19 188ZM79 190L80 187L78 186L74 189L77 193ZM0 192H3L2 188H0ZM44 193H48V188L44 190ZM5 199L8 202H3ZM18 199L19 197H16L15 192L10 197L4 194L0 195V232H3L5 228L13 229L15 222V230L23 232L28 241L35 238L36 245L48 244L50 245L48 249L56 252V255L49 260V264H97L98 261L100 264H104V261H100L99 257L93 259L95 252L93 251L92 240L98 233V218L92 222L90 228L84 229L82 236L79 228L69 236L64 227H58L63 223L62 210L55 211L54 214L48 212V218L44 219L42 214L47 210L43 203H40L37 210L36 205L42 200V197H36V203H33L32 200L28 204L32 212L25 215L20 210L23 205L20 208L12 207ZM43 199L47 200V196H43ZM249 201V207L255 208L251 217L247 212L241 217L239 210L232 211L229 209L227 219L217 226L215 233H209L210 236L222 234V242L227 246L228 251L220 252L217 247L207 248L202 253V260L199 264H264V244L257 250L256 244L259 241L253 240L255 229L252 224L254 216L264 215V188H256L254 185ZM85 205L86 202L82 201L77 205V208L82 211ZM52 207L55 210L54 204ZM53 225H55L54 228ZM46 227L49 229L48 232L45 231ZM86 233H91V235L86 237ZM54 244L56 247H53ZM181 245L180 248H177L175 256L171 253L168 254L167 261L176 260L180 264H193V261L188 258L190 245H185L183 242ZM28 251L30 249L25 246L24 252L20 254L21 257L25 256ZM108 251L116 253L115 247L112 245L108 246ZM182 255L184 259L181 258ZM105 258L107 264H122V259H118L117 254L108 256L106 253ZM40 264H43V260L40 261Z\"/></svg>", "mask_w": 264, "mask_h": 264}, {"label": "snow or ice", "instance_id": "6c2138e0", "mask_svg": "<svg viewBox=\"0 0 264 264\" xmlns=\"http://www.w3.org/2000/svg\"><path fill=\"white\" fill-rule=\"evenodd\" d=\"M138 0H133V3H137ZM177 2H179V0H177ZM151 4L153 7L157 6L159 4V0H151ZM0 7H3V8H9L10 5L7 4V3H4V0H0ZM164 11L167 12L168 11V8L165 6L164 7ZM68 89H65V91H67ZM4 154L3 153H0V156H3ZM30 166L35 168V165L30 163ZM208 168L209 170H211L212 168V165H208ZM19 171V167L18 166H13L11 167V169L9 168H5L3 169L2 172H0V181H4V180H7L9 178L10 175L16 173ZM38 174H39V170H37ZM55 174V169L52 168L51 166H49L47 169H45L43 171V179L39 185V190L37 191L36 193V197H42L43 193H44V190L47 189L46 185L47 183L49 182L50 178L52 176H54ZM4 193L3 192H0V195H3ZM48 195H49V192H48ZM36 197L33 198V203H36ZM53 197H55V201L57 203H59V201L62 199L63 197V192L62 191H59L57 192L55 195H52L50 198L53 199ZM73 200H76L77 197L73 196L72 197ZM77 212L81 211V209L77 208L76 209ZM55 227V225H53V228ZM86 237L87 236H90L91 233H86L85 234ZM41 247H44V248H49L50 245L48 244H43V245H40Z\"/></svg>", "mask_w": 264, "mask_h": 264}]
</instances>
